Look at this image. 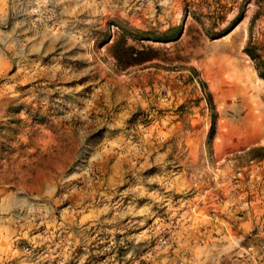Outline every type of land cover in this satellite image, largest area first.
I'll return each instance as SVG.
<instances>
[{"label":"rangeland","instance_id":"374dc122","mask_svg":"<svg viewBox=\"0 0 264 264\" xmlns=\"http://www.w3.org/2000/svg\"><path fill=\"white\" fill-rule=\"evenodd\" d=\"M249 44L264 0H0V264L263 261Z\"/></svg>","mask_w":264,"mask_h":264},{"label":"crops","instance_id":"0c3cea01","mask_svg":"<svg viewBox=\"0 0 264 264\" xmlns=\"http://www.w3.org/2000/svg\"><path fill=\"white\" fill-rule=\"evenodd\" d=\"M12 237H4L7 239ZM11 248H0V255L10 252ZM85 249V248H82ZM91 248L88 250L90 251ZM100 249V248H98ZM180 250V264H264L256 261L254 254L261 248H176ZM93 251L95 249L93 248ZM91 252V251H90Z\"/></svg>","mask_w":264,"mask_h":264},{"label":"trees","instance_id":"16d2710c","mask_svg":"<svg viewBox=\"0 0 264 264\" xmlns=\"http://www.w3.org/2000/svg\"><path fill=\"white\" fill-rule=\"evenodd\" d=\"M247 52L255 60L256 66L260 75L264 77V58L259 53L258 47L254 44H249L246 48Z\"/></svg>","mask_w":264,"mask_h":264},{"label":"built area","instance_id":"2783aa9c","mask_svg":"<svg viewBox=\"0 0 264 264\" xmlns=\"http://www.w3.org/2000/svg\"><path fill=\"white\" fill-rule=\"evenodd\" d=\"M164 241H166V240H164Z\"/></svg>","mask_w":264,"mask_h":264}]
</instances>
